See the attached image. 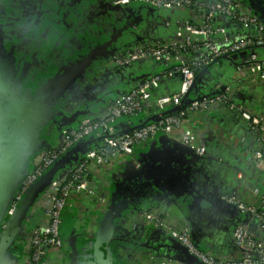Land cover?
<instances>
[{
    "label": "crops",
    "instance_id": "obj_1",
    "mask_svg": "<svg viewBox=\"0 0 264 264\" xmlns=\"http://www.w3.org/2000/svg\"><path fill=\"white\" fill-rule=\"evenodd\" d=\"M258 1L264 9V0ZM23 4V0H0V23L9 24L14 19L27 16ZM32 4L34 6L30 19L35 16L36 20H41V27L32 26L34 40L37 42L38 34H49L48 39L45 38L42 44L40 41L37 47V54H45V57L37 60H50L51 55L58 49L57 45L61 44L63 48L59 60L63 65L60 70H52L51 75H46L45 78L32 65L31 70L36 75L33 77L38 79L33 86L35 91H29L30 94L37 96L39 88L60 85L63 72L68 71L67 75L70 74L69 69L74 66L79 70L78 75L81 72L83 74L78 80H82L87 74L97 78L95 90L89 93L79 90L64 94L63 103L60 108H56L60 117L67 116L69 112L73 114L74 111L93 109L108 96L159 73L160 69L159 64L144 60L118 70L103 67L104 65L100 70H95L97 59H93L94 56H101L107 50H114L130 40L170 38L175 35L180 22L191 18V14L184 9L154 10L137 5L118 8L101 0H34ZM61 10L62 14L59 16L58 12ZM74 24H77V28L72 32ZM214 25L227 36L238 31L237 26L227 19H217ZM74 32L81 34L76 36L78 42L75 44L70 40L74 38L70 37ZM219 33L218 41L222 42L223 33ZM50 35L57 37L54 48ZM252 53L264 60L262 46L230 52L228 57L210 64L197 75L192 88L193 96L228 91L230 100L235 105L247 113L259 116L264 124V74L249 61ZM41 61H34L35 68ZM51 69L48 67V72ZM44 79H48L46 83ZM51 79L53 80L50 81ZM66 80L67 78L65 82ZM6 84L5 91H0L2 96L11 93V85ZM180 89L179 75L164 77L152 88L151 96L155 98L161 94L178 92ZM94 109L97 110L98 107ZM127 123H131L130 120L126 122V119H118L114 125L120 128ZM181 129L195 136L203 148L202 155L180 142L175 131L173 138L158 134L136 150L135 155L143 162L150 163L151 159H155V165L159 168L155 169L156 173L153 174L154 168H150L152 174L145 172V166L143 171L134 169L135 159L132 155L119 156L113 168L94 172L90 185L97 192L89 194L82 191L71 194L61 219L64 249L60 253L49 252L44 264L174 263L168 261L177 260L179 257L174 252L178 246L173 240L167 234H160L152 229L139 226L134 228V215L130 213L156 208L166 220L171 219L176 203L166 197V184L163 186L162 183L166 178L173 181L177 202L187 213L189 224L195 230L197 246L213 249L224 255L232 253L235 249L231 232L241 217L235 208L221 201L220 195L234 194L243 202L255 203L258 198L264 200V170L247 160V151L255 146L253 133L239 113L223 110L221 107L211 108L203 113H190L183 121ZM52 136L51 124L45 139L50 140ZM254 190L257 191L256 195ZM42 196L43 194L39 199ZM115 202L121 208V217L112 220L110 228L114 231L120 227L119 230L124 233L115 231L112 234L109 231L107 252L102 247L96 252L95 242L100 233L101 221L109 207H114ZM42 207L43 205L34 204L27 212L24 225L3 256L4 262L9 255H15L12 264L25 263V223L31 229L41 221Z\"/></svg>",
    "mask_w": 264,
    "mask_h": 264
},
{
    "label": "built area",
    "instance_id": "obj_2",
    "mask_svg": "<svg viewBox=\"0 0 264 264\" xmlns=\"http://www.w3.org/2000/svg\"><path fill=\"white\" fill-rule=\"evenodd\" d=\"M111 6L127 7L141 4L150 9H184L191 14L190 19L180 22L175 35L165 39L139 40L127 45L122 51L103 62L109 69L123 68L138 62L150 60L159 64V73L140 82L126 86L107 98L97 111L78 116L67 127L57 130V136L50 148L34 152L28 159L23 176L12 194L7 210L10 214L17 206L24 190L33 183L52 163L67 152L75 143L88 138H99L80 158L65 168L51 181L43 193V219L37 222L28 234L26 261L23 264H44L51 251L62 252L64 240L61 219L72 193L86 191L94 194L97 190L90 185L91 176L100 169L113 168L119 156L132 155L134 169L143 167L136 150L147 144L158 134L172 137L176 131L180 142L197 154L203 148L195 136L183 131V121L190 113H203L211 108L221 107L239 113L253 133L255 146L247 151V160L264 170V124L257 115L243 111L229 97L228 91L204 96L193 100L184 109L166 114L156 121L145 120L166 108L180 104L196 75L213 64L220 56L233 51L254 49L264 46V24L249 11L242 0H101ZM217 19H227L234 23L238 31L227 36L218 30ZM224 37L218 40V34ZM257 70L264 74V60L255 53L249 57ZM100 70V69H99ZM178 74L181 89L178 92L161 94L152 98L151 91L161 79ZM96 77L84 81L80 91L91 92L97 85ZM134 118L141 126L125 131L127 127L116 128L118 119ZM145 122V123H144ZM131 125H129L130 127ZM125 129V130H124ZM175 132V133H176ZM254 194L257 191L254 190ZM220 199L235 208L241 220L231 232L234 251L225 256L213 249H202L195 245L189 223L185 216L173 207V216L166 218L156 208H148L133 216V227L158 230L173 238L183 246L193 261L171 260L172 264H264V200L255 203L243 202L234 194L223 193ZM4 227V224L2 223ZM160 264H168L161 261Z\"/></svg>",
    "mask_w": 264,
    "mask_h": 264
},
{
    "label": "water",
    "instance_id": "obj_3",
    "mask_svg": "<svg viewBox=\"0 0 264 264\" xmlns=\"http://www.w3.org/2000/svg\"><path fill=\"white\" fill-rule=\"evenodd\" d=\"M242 2L246 5L247 9L251 11L253 14H255L264 24V9L259 4L258 0H242ZM117 7L120 8V6ZM141 40H146V39H141ZM135 41H139V40H130L122 44V46L116 47L114 50L113 49L107 50L101 56H94L93 59H97L95 70H98L103 62L107 61L109 58L113 57L115 54L122 51L127 45H130ZM226 57H228L227 54L220 56L216 59V62L221 58H226ZM207 68L208 67L203 68V70L200 72L205 71ZM118 69H122V68H117V70ZM200 72L198 74H200ZM81 75H83L82 72ZM176 75L178 74H175L174 76ZM197 75L193 81V84L191 85L189 90L185 93L179 105L166 108L165 110L157 114L151 115L145 120V122L156 121L157 119H159L160 117L166 114L176 113L178 110L184 109L193 100L196 99L199 100L202 97H204L203 95L193 96L192 93V88L194 87ZM91 76L92 75L87 74L82 77V80H77L76 82V80L74 79L73 82L70 83V81H72L73 79L72 78L70 79V81L69 80L67 81L69 85L66 84L65 82V85L68 86H61V84L58 85L60 92V95L58 96L55 95L56 92L54 93L55 89H57L56 87L58 86L56 87L53 86L51 88L47 87L45 89L39 88L38 89L39 94H37V96H33L32 94H30V96H28L29 94L26 96L23 94L21 97V101L19 102H15L12 96H9L8 98L5 97V103L2 104L5 106V108L2 109V107H0V184L4 185L5 190H8L5 193H0V223L4 224L2 234L0 235V264H4L3 256L7 251V249L9 248L10 242L16 236L19 229L22 228V226L24 225L27 212L35 204L39 196H41L45 192V190L48 188V186L50 185L51 181L56 176V174H58L65 168H68L70 165H72L75 161H77L80 158L82 154H84L90 147L96 144V142L99 140V138H88L75 143L69 150H67V152L59 156L52 163L50 167H48L33 183H31L24 190V193L21 199L19 200L17 206L10 214H7L8 207L12 200V194L17 188V185L19 184L23 176L29 157L34 152L42 148H50L54 143V139L57 136V130L59 128L67 127L71 125V123H73L78 116L99 110L107 100L104 99L101 103L98 102V104L94 106V107H98L97 110L94 109V107L93 109H89V110L84 109L82 111H76L75 113L69 115L68 117L67 116L60 117L57 114L56 108L58 105V101L63 100L64 94L66 93L71 94L73 91L74 92L79 91L81 89V86L84 84V81L90 78ZM24 98L31 99L32 103L27 104L26 102H23ZM12 120H14V123L9 122ZM127 120L128 119H126V122ZM129 120L131 123H127L126 126H124L127 127L125 128L126 130L124 129L125 131L132 130L133 128L139 127L143 124V123L137 124L134 118H130ZM51 124H52L53 136L51 137L50 140H46L45 136L47 131L49 130V125ZM129 125L131 126L129 127ZM124 127L122 125L120 126V129ZM140 161L142 162L143 167L137 171H143L144 166H145V172L147 171V173L150 174H152L151 173L152 170H150V168H154V170L159 169L157 168V165H155L156 162L155 159H151L150 163L147 161L143 162L141 159ZM17 163L18 166L16 167ZM144 163L146 164L144 165ZM156 170L155 172H153V174L156 173ZM162 183H164L163 186L166 184V189H164L167 194L166 197L169 198L174 203H176V206L174 205V207H176L185 216V218L189 223V218L187 216V213H185L182 210V208L177 202L178 198L175 195L173 181H170V179L166 178L164 181H162ZM161 188L163 189V187ZM120 209L121 208L118 205V203L115 202L114 207L111 208L109 207V209L103 216L99 228L100 233L99 236H97V240L95 242L96 252H99L101 247L107 252L108 244L106 243V241H108L107 238L109 236V231L111 233L112 232L115 233V231L116 233L123 232L121 229L119 230L120 227L115 228L114 231H112L111 230L112 228H110V222H112V220H115L118 216L121 217L119 213ZM130 213H132V215H135L139 212H130ZM190 230H191L192 239L195 245L197 246L195 242V238H196L195 230L193 229L192 226H190ZM152 231L160 232L158 230H152ZM160 234H164V233L160 232ZM171 239L178 246L177 249H174V252H176V254L179 256L177 260H181V259H184L185 261L194 260L193 257L187 254V251L183 246H181L173 238ZM173 245L174 244L171 242L172 248H174Z\"/></svg>",
    "mask_w": 264,
    "mask_h": 264
},
{
    "label": "flooded vegetation",
    "instance_id": "obj_4",
    "mask_svg": "<svg viewBox=\"0 0 264 264\" xmlns=\"http://www.w3.org/2000/svg\"><path fill=\"white\" fill-rule=\"evenodd\" d=\"M23 2H24V4L22 7L25 8V12L27 11V16L21 17L19 20L14 19V22L10 21L9 24L7 22L0 23V91H5V83H7L6 86L11 85L10 86L11 87L10 95L9 94H7V95L3 94V96H2V94L0 93V97H1L0 98V105H1L0 107H2V109L5 108V106L2 105L3 103H5V97L8 98L9 96H12L14 98L15 102H19V101H21V97L23 94L26 96L29 94L28 96H30V92L35 91V87H33V86H34V84L38 78L33 77L35 74H33L34 70H31L32 65H33L34 69L37 70V73L42 74V76H44V78L47 77L46 75H51L50 72L52 70H60L62 68V65H63L61 60H59V54H61V49L63 48L61 46V44L57 45L58 49L53 53V55H51L52 58L50 60H49V58H46V59L44 58V60H45L44 62H42L43 60L42 61L37 60V58L40 59V58L45 57V54H44V56L38 55L40 53L37 54V47H38V44L40 41L42 44L43 41L48 39L49 34H47V35H43V34L39 35L38 34L37 42H36V40H34L35 36L33 34V30H34V28H37L40 26L41 20H40V18H39V20L38 19L36 20L35 16H34L35 19L34 18L30 19V16L32 15L31 13L33 11V6H34L32 3H34V0L33 1L23 0ZM54 14H56V13H54ZM54 14H52V17ZM61 14H62V10L58 12L59 16H61ZM33 25H34V28L32 27ZM74 27L75 28H74V30H72V32L76 30L77 24H74ZM79 35H81V34L80 33L76 34L75 32L70 35V37H74L73 39L72 38L70 39L73 42V44L78 42V40L76 39V36H79ZM56 38L57 37H52L51 38L52 41H50L53 48L56 47V44H57V41L55 42ZM58 41L60 43L59 39H58ZM35 60L41 61V62H38L39 64L37 67H42V68H37V67L35 68V65H34ZM48 67L52 68L49 72L47 70ZM69 71H70V74H68V75H67L68 71L63 72V78L59 80L61 82V86H68L69 84L67 83V81L68 80L70 81V79L73 78L72 81H70V83H72L73 80L75 79L74 77H76L78 75L77 73L79 72V70H78V68H76V66L72 67V69H69ZM66 75H67V77H66ZM26 76H28V77H26ZM70 76H71V78H70ZM66 78H68L66 80V84H68V85H65V79ZM44 80L46 83V81L48 79H44ZM52 80L53 79H51L50 81H52ZM41 81H43V80H41ZM8 82H10V83L8 84ZM56 86H58V85H56ZM56 88L57 89H55L54 93L56 92L55 95L58 96V95H60L59 86ZM63 89H64V87H63ZM62 92H64V91H62ZM3 99H4V101H3ZM23 102H26L27 104L32 103L31 99H28V98H24ZM61 103H63L62 100L59 101V105L57 107L60 108ZM55 105H56V103H55ZM67 107H68V105H67ZM3 115H4V113H3ZM69 115H72V114H70V112H69V113H67V117ZM9 122L14 123V120L9 121ZM17 166H18V163L16 164V167ZM3 167H4V165H3ZM19 168H20V166H19ZM19 168H18V170H19ZM20 171H21V169H20ZM6 191H8V190L4 189V185L0 184V193H5ZM39 198L35 202V204L38 206H39V204L43 205V202H44L43 197L41 199H39ZM28 226L25 223L24 228L27 231L26 232L27 238H28V234L30 232V228H28ZM1 227H2V224L0 223V228ZM1 234H2V232L0 229V235Z\"/></svg>",
    "mask_w": 264,
    "mask_h": 264
},
{
    "label": "rangeland",
    "instance_id": "obj_5",
    "mask_svg": "<svg viewBox=\"0 0 264 264\" xmlns=\"http://www.w3.org/2000/svg\"><path fill=\"white\" fill-rule=\"evenodd\" d=\"M3 228H4L3 226L0 228L1 232H2ZM225 256H227V255H225ZM14 257H15V255H9V257L5 260L4 264H12Z\"/></svg>",
    "mask_w": 264,
    "mask_h": 264
},
{
    "label": "trees",
    "instance_id": "obj_6",
    "mask_svg": "<svg viewBox=\"0 0 264 264\" xmlns=\"http://www.w3.org/2000/svg\"><path fill=\"white\" fill-rule=\"evenodd\" d=\"M133 5H137L138 7H140V8H146L145 6H143V5H141V4H133ZM147 9V8H146ZM78 77H81V75H78V76H76V77H74L75 78V80H76V82H77V80H78ZM58 105H59V101H58ZM57 105V106H58Z\"/></svg>",
    "mask_w": 264,
    "mask_h": 264
}]
</instances>
